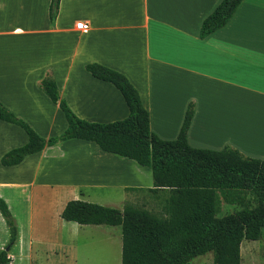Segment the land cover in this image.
Returning a JSON list of instances; mask_svg holds the SVG:
<instances>
[{"label": "crops", "instance_id": "obj_1", "mask_svg": "<svg viewBox=\"0 0 264 264\" xmlns=\"http://www.w3.org/2000/svg\"><path fill=\"white\" fill-rule=\"evenodd\" d=\"M222 0H0V102L43 138L68 127L64 113L37 84L51 72L72 111L107 124L129 116L121 92L93 77L88 64L120 72L138 90L151 130L196 149L232 147L264 160V0H244L233 18L207 38L203 21ZM90 25L88 31L76 25ZM29 137L0 119V200L19 226L8 264H66L89 227L66 222L63 210L82 200L124 210L169 206V189L153 186L152 171L92 142L69 139L14 166L2 158ZM160 212L137 207L152 214ZM121 227L122 226H110ZM10 231L0 211V254ZM122 264V262H121Z\"/></svg>", "mask_w": 264, "mask_h": 264}, {"label": "trees", "instance_id": "obj_2", "mask_svg": "<svg viewBox=\"0 0 264 264\" xmlns=\"http://www.w3.org/2000/svg\"><path fill=\"white\" fill-rule=\"evenodd\" d=\"M243 1L222 0L203 21L200 37L207 38L225 27ZM60 3L61 0H51L52 23L57 19ZM86 70L121 92L129 116L107 124L80 119L61 96L49 72L37 86L62 110L67 129L61 135L45 139L0 102V119L20 126L29 137L25 146L11 150L2 158V165H18L27 156L69 139L92 141L105 152L151 169L153 186L169 189L167 217L133 206L119 210L72 200L63 210L64 221L122 226V264H191L209 253L213 256L212 264H242L243 243L260 240L264 229V160L247 157L229 146L221 151L191 147L187 134L194 116L193 104L178 138H159L151 130L150 114L138 90L126 76L96 63L86 65ZM217 192L242 210L217 217ZM0 211L10 231L0 264H8L19 226L4 200H0Z\"/></svg>", "mask_w": 264, "mask_h": 264}, {"label": "rangeland", "instance_id": "obj_3", "mask_svg": "<svg viewBox=\"0 0 264 264\" xmlns=\"http://www.w3.org/2000/svg\"><path fill=\"white\" fill-rule=\"evenodd\" d=\"M217 217L234 214L242 207L232 205L217 192ZM145 207L160 212L165 206H133ZM121 227H89L88 233L77 241L76 250L66 258V264H121L122 262ZM242 264H264V229L258 241H245L242 245ZM212 254L199 256L191 264H212Z\"/></svg>", "mask_w": 264, "mask_h": 264}, {"label": "built area", "instance_id": "obj_4", "mask_svg": "<svg viewBox=\"0 0 264 264\" xmlns=\"http://www.w3.org/2000/svg\"><path fill=\"white\" fill-rule=\"evenodd\" d=\"M76 28L85 32L90 29V25L84 22H80L76 25Z\"/></svg>", "mask_w": 264, "mask_h": 264}]
</instances>
